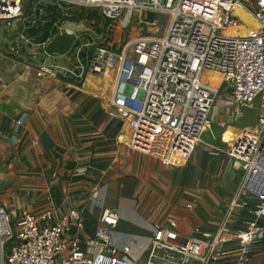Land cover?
Listing matches in <instances>:
<instances>
[{"label":"built area","instance_id":"2783aa9c","mask_svg":"<svg viewBox=\"0 0 264 264\" xmlns=\"http://www.w3.org/2000/svg\"><path fill=\"white\" fill-rule=\"evenodd\" d=\"M22 2L0 0V20L8 28L17 23L15 38L22 49L14 50L9 42L16 54L12 67L24 64L44 78L57 77L61 71L78 78L84 73L114 74L107 114L128 129V139L120 135L119 140L163 166L187 164L203 133L219 116V105H224L226 125L245 116L241 106L261 103L254 127L240 128L234 140H223L226 148L210 146L211 155L226 153L240 172L213 230L196 227L190 234L183 233L171 214L153 222L148 246L136 256L137 238L129 233L121 236L117 208H105L94 234L83 237L85 217L79 208L58 214L52 207L40 211L22 207L12 217L0 206V264H218L229 260L251 264L254 246L264 240V0H35L27 16L22 14ZM47 3L61 11L54 22L58 32L77 34L69 51L77 50L80 62L85 48L74 44L81 33L65 29V21L103 29L104 14L113 18L110 28L116 22L128 26L136 14L154 13L168 16L169 23L162 37L140 36L119 48L95 43L86 55L87 64L81 63L76 74L58 63L69 51L45 54L55 35L44 42L27 35L28 27L42 20ZM81 8L98 14L78 17L74 11ZM239 11L257 28L246 24ZM242 26H247L244 34L239 33ZM205 70L222 74L217 88L201 80ZM190 195L191 200L178 207L192 212L201 196ZM245 210L253 217L243 221ZM72 226L76 231L68 234Z\"/></svg>","mask_w":264,"mask_h":264},{"label":"crops","instance_id":"0c3cea01","mask_svg":"<svg viewBox=\"0 0 264 264\" xmlns=\"http://www.w3.org/2000/svg\"><path fill=\"white\" fill-rule=\"evenodd\" d=\"M12 61L8 52H0V206L12 217L22 207L33 211L52 207L58 214L79 208L85 217L83 237L94 234L105 208H117L121 236H135L140 247L134 254H141L159 214L152 212L154 206L162 209L159 189L165 186L167 166L119 140L120 120L106 115L114 91L109 75L87 74L80 87L61 76L39 77L24 64L13 68ZM105 161L117 168L123 164L124 172L102 169ZM76 175L84 177L75 180ZM189 215L196 216V223L190 227L184 220L187 233L217 226L204 224L195 212ZM75 231L72 226L68 234ZM252 255L251 264H264V240L256 243Z\"/></svg>","mask_w":264,"mask_h":264},{"label":"rangeland","instance_id":"374dc122","mask_svg":"<svg viewBox=\"0 0 264 264\" xmlns=\"http://www.w3.org/2000/svg\"><path fill=\"white\" fill-rule=\"evenodd\" d=\"M96 13L98 14L97 11ZM22 14L26 16L30 14V11L26 12L24 10V2H22ZM155 19V23H146L145 14H136L131 19V22L128 26H123L121 22H116L110 28L108 27L106 40H103L102 38L104 36V34H102L104 31L101 32L99 28H95L89 23L65 21L63 23V27L65 29H71L76 33L80 32V44H82V48H86V50H88L87 48L91 49L93 46H95V43H101L109 47L111 46L114 48H119L126 42L140 36L162 37L165 33L166 27L168 26L169 18L165 15L156 14ZM3 28H8L6 21L0 20V52H10V43L5 37L2 36L1 33ZM76 52L77 50L75 51L74 49L69 51L65 58L59 59L58 63H62L65 67L71 69L73 72L81 70L80 68L83 60H81V62L78 60ZM214 72L215 70H205L204 74L209 79H211L210 81L213 83L216 81L214 85L218 87L222 80L221 75ZM58 75L65 79H73V76H69V74L64 71L59 72ZM108 78L110 81V88L114 85L115 76L112 74V76H109ZM260 103V100H256L250 105L241 106L245 112V116L237 122L226 125H223L225 120L223 110L224 105H219V116L215 119V122L212 123L211 128L203 133L201 141L198 143L194 152L189 157L187 164L177 168L166 167L167 171L164 172L166 177V182L164 183L165 186L160 187L161 189H159V191H161L159 193L160 202H163L162 209L161 207L154 206L152 211L159 212L158 216H156V220L165 219L171 214L174 216L178 214L180 216H184L181 219L178 218L180 223L178 230L186 234H190V232L187 233L183 230L182 223L184 220L186 226L190 225L191 227L196 223V216L189 215V213H197V215L202 219L203 223L207 224L208 226L213 227L218 224L223 211L226 208L228 200L235 191L240 172L233 167V160L226 153L222 152L220 155H211L210 146L219 145L220 147L226 148L228 145H223L217 140L220 139L221 142H224L227 141V139H234L240 128H244L245 126L254 127L257 121L256 115L259 112ZM106 115L110 118L107 112ZM122 123L123 124L121 127H123V132H121V138L122 140H127L128 129L124 122ZM223 135L224 141L222 140ZM143 155L152 157L147 154ZM185 158L186 157H183L181 162H183ZM95 160L96 159L91 162L93 166L96 164ZM141 163L144 165V170L147 169L146 163L143 161ZM124 165L128 167V163H124ZM107 168H116L119 172H124L125 170L123 164H120V166L117 168L115 167V164H110L109 162L105 161L103 163L102 169L105 170ZM13 169L17 171L18 167L16 166ZM111 170L115 171V169ZM47 171L48 170H46V172ZM88 175H93V173L90 172ZM91 178L95 179L94 177ZM105 179L106 178L104 177L102 184L105 182ZM17 186L18 184L15 186V188ZM88 186H90L88 189L90 192L91 185L88 184ZM21 188L24 187L21 185ZM24 192L25 190L22 189L23 194ZM191 192L201 196V198L198 200L199 203L197 204L196 209L192 212L178 207L180 206L181 202H188L191 200ZM165 200L166 203L164 205ZM157 202H159V200ZM137 247H140V244H138Z\"/></svg>","mask_w":264,"mask_h":264},{"label":"trees","instance_id":"16d2710c","mask_svg":"<svg viewBox=\"0 0 264 264\" xmlns=\"http://www.w3.org/2000/svg\"><path fill=\"white\" fill-rule=\"evenodd\" d=\"M23 2H24V10L26 12L28 11L31 12V8L35 6V0H23ZM46 6L47 8L45 9L44 14L41 15L42 20L33 24V26H29L27 29V35L34 38L36 42H44L49 37H52L53 35H56L58 33V28L54 26V22L61 16V11L52 4L47 3ZM74 12L78 15V17L86 16L91 18L97 15L96 11H91L85 8L77 9ZM146 18L149 21H153L156 18V14L149 13ZM99 30L103 32L102 28H99ZM80 43H81L80 40H78L75 42L74 46L79 45ZM87 49L88 50H86L85 48L83 51L80 52V58L83 60L82 61L83 64H87L86 55L92 53V51L94 50V46L91 49L90 48ZM8 53L11 57H16L15 52L11 48H10V52ZM79 72L80 70H77L76 74H78ZM86 75L87 74L84 73L82 78L73 77V79L71 80L69 79L66 80L81 87ZM118 125L121 126L122 121H120ZM217 141L224 145V142H221L220 139ZM83 177L84 175H76L74 179L79 180L82 179ZM252 217H253L252 214H250L248 210H245L242 220L244 221Z\"/></svg>","mask_w":264,"mask_h":264},{"label":"water","instance_id":"95a60500","mask_svg":"<svg viewBox=\"0 0 264 264\" xmlns=\"http://www.w3.org/2000/svg\"><path fill=\"white\" fill-rule=\"evenodd\" d=\"M103 16L105 18L103 30L104 32H106L109 24L113 21V18L106 16L105 14ZM16 26L17 23L14 21L10 28H3L1 33L3 37H5L9 42H11L14 50L21 52L22 49L15 38ZM76 35L77 34L69 32L67 30H64L63 32H58L46 46L45 54L67 53L71 49L75 41ZM44 56L45 55H43V57Z\"/></svg>","mask_w":264,"mask_h":264},{"label":"bare ground","instance_id":"6f19581e","mask_svg":"<svg viewBox=\"0 0 264 264\" xmlns=\"http://www.w3.org/2000/svg\"><path fill=\"white\" fill-rule=\"evenodd\" d=\"M239 13H240L242 19L246 22V24H248V25H250V26H253V28H257V24H256L253 20H251V18H250L246 13H244V12H242V11H239ZM246 30H247V26H242L241 29H239V33L244 34V33H246ZM214 73H219V74L221 75V79H222V74H221L220 72L215 71ZM105 79H106V78H105ZM201 80H202L203 82L207 83L208 85L217 88V86L214 85V83H215L216 81H215L214 83H213L212 81H210L211 79H209V78L204 74V71L201 73ZM104 81H105V80H104ZM100 89H101V88H100ZM127 137H128V135H127ZM184 157H186V156H184Z\"/></svg>","mask_w":264,"mask_h":264},{"label":"flooded vegetation","instance_id":"af4514ba","mask_svg":"<svg viewBox=\"0 0 264 264\" xmlns=\"http://www.w3.org/2000/svg\"><path fill=\"white\" fill-rule=\"evenodd\" d=\"M103 38V37H102Z\"/></svg>","mask_w":264,"mask_h":264}]
</instances>
